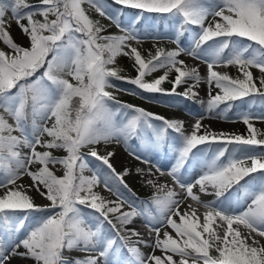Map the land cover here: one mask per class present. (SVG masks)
Listing matches in <instances>:
<instances>
[{"label": "snow or ice", "instance_id": "6c2138e0", "mask_svg": "<svg viewBox=\"0 0 264 264\" xmlns=\"http://www.w3.org/2000/svg\"><path fill=\"white\" fill-rule=\"evenodd\" d=\"M111 2L121 7L114 11L107 0H0V42L8 49H0V264L16 258L32 264H264V150L255 147L264 146V138H257L252 123L264 121V112L239 114L247 136L210 131L203 117L186 132L182 120L121 103L108 91L117 87L114 80H124L147 93L195 100L203 80L208 99L198 102L206 113L227 120L244 98L264 109V0ZM85 3L121 34H104L106 26L87 14ZM124 9L138 12L124 18ZM144 13L168 14L171 35L142 33L137 26ZM8 17L27 46L15 42ZM185 33L188 43L182 45ZM145 39H169L176 48L154 45L155 53L145 57L132 44ZM181 55L205 64L206 77ZM120 56L134 61V78L114 66ZM221 66H235L239 74L218 71ZM160 69L162 75L145 80ZM165 81L170 90L162 87ZM181 85L187 87L178 93ZM133 139L140 141L138 149L131 147ZM113 142L145 164L151 161L141 152L159 153L167 145L170 167H153L173 187L147 180L157 191L140 202L143 207L123 197L131 169L117 172L115 153L96 147ZM212 144L211 153L198 147ZM57 165L61 176L53 171ZM195 167L199 174L190 171ZM135 171L155 174L152 167ZM25 175L32 183H17ZM100 185L117 199L95 191ZM31 189L50 203L36 204ZM137 217L149 239L129 227Z\"/></svg>", "mask_w": 264, "mask_h": 264}, {"label": "rangeland", "instance_id": "374dc122", "mask_svg": "<svg viewBox=\"0 0 264 264\" xmlns=\"http://www.w3.org/2000/svg\"><path fill=\"white\" fill-rule=\"evenodd\" d=\"M34 1L36 2L35 5H37L39 3V0H34ZM83 7L85 8L87 14L91 18H93L94 20H99L101 24L106 26V32L104 34H121L120 30L115 26V24H112L111 21H109L103 17H100L98 15V13L95 11V9L90 7L87 3H85L83 5ZM8 19H9V23L11 24L10 32H11V35L13 36V38L20 45L27 46L28 41L21 34V29L17 26V24L14 22V20H12L10 17H8ZM24 23H26V21ZM168 28H169V26H163V27L154 26L153 30L152 29H150V30L153 32L154 35L159 34L160 36H165V35H171V33L168 31ZM146 29H148V28H146ZM160 31L162 32V34H160ZM141 32L144 33V31H141ZM132 44L134 47H137L138 50L142 53V55L145 57H147L149 50L152 51V54L155 53L154 45H157L161 48H171V47L176 48V44L173 43L169 39H161L158 42L155 40H152V39H145L140 44H136L135 42H132ZM181 44L187 45V44H183V43H181ZM179 59L185 60L186 63L188 64V66H190V67H198L201 76L206 77L207 68H206V65L203 64L201 61L192 59V58L184 56V55H181V57H179ZM133 64H134V61L132 59H129L128 57L120 56V57H117V63L114 66L119 67L121 69V73H120L121 75H126L127 77H133L134 78L137 75V73L133 67ZM217 70L221 71V72H229L232 75L239 74L238 69L235 66H229V67L221 66ZM164 71H165L164 69H160L157 72H154L151 75L146 76L145 80L150 82L154 78L162 75ZM252 71H253V74L255 77H258L260 75V73L257 69H252ZM174 76H175V73L171 74L169 76V80L174 79ZM113 82L117 85V87L109 88L108 91H110L113 94V96L115 97V100L120 101L121 103L131 104V105H134L136 107L143 108L149 112H152V113L157 114V115H161V116L166 117V118L181 119V120H183V122L185 124V131L186 132H191L192 125L195 123L196 119L203 117L201 122L204 126L208 127V129L210 131H214L216 133L223 132V133L233 134V135H235V134H241V135H245V136L248 135L247 126L242 122L241 119L238 118L239 114L242 112L237 113V114L227 113V116L229 118L227 120H225L222 117H217L214 113L213 114L206 113L204 111V107L195 108L194 106H190L188 104H185L182 101H179V100L176 101V100H172L169 98H153L152 96L146 95L143 92H141V90L134 89L133 87L121 82L120 80H114ZM162 87L164 89L170 90L172 85L168 81H165L162 84ZM186 87H187V85H181L177 88V91L181 90L182 88H186ZM196 90L199 93V95L197 97L206 102L208 99V95H207L208 86H207L206 82L202 80L200 85L198 86V88ZM215 91H218V90H214L213 94H215ZM132 93H138V95H133ZM169 104H172L174 106L169 107L168 106ZM256 106L260 107L259 104H257ZM244 112H246V111H244ZM262 112H264V109L253 111V113L257 116L260 115ZM155 123L159 124V121H156ZM252 123H253L254 127L258 130V132L261 134L260 135V136H262L261 138H264V121L253 119ZM203 131H204V129L202 128L201 132H203ZM130 145L133 149L139 148L138 146H135V144H133L131 141H130ZM96 147L101 154H105L107 151L117 152V153H115V155H117L119 159L118 160L115 158L111 159L113 166L116 168L117 171H119L125 167H128L131 169L130 174L128 176H126L124 179L128 185L133 186L139 192L143 193V196H144L143 201L149 200V198L152 196V194L157 191L151 185H148L146 183V181L149 179L156 180V182L158 184L167 183L169 187H173L171 178L168 177L167 175L161 176L159 173H156L155 167H153V165L159 164L162 169H164V170L168 169L170 167L171 163L173 162V155L171 153L169 156H167L168 158L166 157L167 159L165 158L166 160L164 159L165 161H163L161 159V152H159V153H153L151 151H149L147 153L141 152L142 155H146L147 158L151 161V164H145L139 160L134 159L132 156H130L128 151H126L125 146L122 143L117 144V143L113 142L107 146L101 144V145H98ZM83 151L87 152V149H83ZM56 153L58 155H64V153L62 151H58ZM209 153H211V152H209ZM88 159L90 161H92L93 165L99 164V162L95 161L94 158H92V157H88ZM150 167H152V171H153V173H155L154 175H151V176H149L147 174L141 176V175H138L135 171L136 168H141V169L145 170V173H147V170ZM55 169L58 173L63 174V169L61 168V166L57 165V166H55ZM190 171L194 172L195 174H199L201 170L199 167H195V168L191 169ZM85 175L90 176V175H92V172L86 171ZM17 183L27 186V185H30L32 182H31V179L25 175ZM94 190L98 191L106 199H109V200H116L117 199V197L115 195H114V197L111 195L109 196L106 193V190L104 189L103 185H100L99 187H97ZM194 191H195V189H194ZM2 192H3V189H0V193H2ZM150 193H152L150 196H146V194H150ZM28 194L33 197L34 202L36 204H48L49 203L45 198L41 197L35 191V189H31L28 192ZM233 194H234V190H233ZM201 198L203 200L213 199V197L206 196L203 194H201ZM136 203L138 205H140V207L144 206V205L140 204V202L139 203L136 202ZM125 207H128V205L126 204ZM85 211L89 212V209H85ZM129 227H135L137 230L141 231L144 234L145 239H149L148 230L146 229L145 222L142 218L137 217L134 224L130 225ZM259 239H261V241L264 242V238H259ZM142 251H144L145 253H149L152 250L150 248H142ZM155 254L159 255L160 252L157 251ZM74 255L82 258L85 254L80 253V252H76V253H74ZM11 264H32V261L31 260L20 261L17 258V259H13L11 261Z\"/></svg>", "mask_w": 264, "mask_h": 264}, {"label": "trees", "instance_id": "16d2710c", "mask_svg": "<svg viewBox=\"0 0 264 264\" xmlns=\"http://www.w3.org/2000/svg\"><path fill=\"white\" fill-rule=\"evenodd\" d=\"M27 2L30 4V5H35L36 2L34 0H27ZM107 3H108V6L112 9V10H117L119 9L121 6L119 5H115L111 2V0H107ZM124 18H128V17H133L137 14L138 10H135V9H124ZM144 16L146 17L145 20L141 21V23L137 26L141 31H144V32H150L153 34V32L150 30L152 29L153 30V27L154 26H163V23L165 24L166 21H169V23L171 24V21L169 19H166V17H168V14H160V13H144ZM36 19H42L41 17L37 16L35 17ZM148 28V29H146ZM15 40V39H14ZM187 40H188V34L185 33V35L183 37H181V43L183 44H186L187 43ZM16 43H18L16 40H15ZM19 44V43H18ZM0 49H4L6 51H8V49L6 48L5 45H3L2 42H0ZM166 50H171V49H174V47H171V48H164ZM142 54V53H141ZM229 75L233 76V77H236L238 74L236 75H232L230 74L229 72H227ZM124 77H127L126 75H122ZM128 78H133V77H128ZM121 82L129 85V86H133L134 88H138L137 86L135 85H132L130 83H127L126 81L124 80H120ZM139 89V88H138ZM141 90V89H139ZM142 92H144L143 90H141ZM185 91V88H182L181 90L177 91L178 93H182ZM146 95H152L154 97H164V98H170L172 100H176V101H182L184 102L185 104H188L190 106H194L195 108H200L202 107L201 104L198 102V101H201L202 99L196 97L195 100H192V99H186L182 96H178V95H174V96H167V95H164V94H160V93H147V92H144ZM259 108V107H257ZM251 109V111L255 110L256 108L254 106H250V103H249V98H244L242 101H237L235 103V108L231 111H229L228 113L229 114H237V113H240V112H244V111H249ZM262 109V108H261ZM161 116V115H159ZM166 118V117H165ZM168 119H176V118H168ZM181 120V119H179ZM183 121V120H182ZM262 136L258 135V139L261 138ZM136 146L139 147L140 145V141L139 140H136V139H133L131 140ZM201 150L203 148H205L207 151L211 152L215 149L216 145L215 144H212L211 147H209V145H200L198 146ZM231 147V146H229ZM255 147H258L259 150H263L264 149V146H255ZM56 155H58L57 153H54ZM170 153L168 152V149H167V145H165L164 147V150L161 151V159L164 160ZM226 157H227V154H226ZM225 158H222V159H226ZM51 167V166H50ZM124 169V168H123ZM123 169L117 171V172H120L122 171ZM53 171L56 173L57 176H61L62 174L58 173L56 171L55 168H53ZM247 179V178H246ZM241 183H244V181H241ZM128 189H124L121 187L120 191L123 192L125 195H127L130 199H137L139 201H141V199L144 197L143 196V193L142 192H139L136 188H134L133 186H130L128 185ZM152 193L150 194H146V196H150ZM153 195V194H152ZM49 202V201H48ZM50 203V202H49ZM124 210L127 211L129 210L128 207H124ZM92 210L89 209V212H91Z\"/></svg>", "mask_w": 264, "mask_h": 264}, {"label": "bare ground", "instance_id": "6f19581e", "mask_svg": "<svg viewBox=\"0 0 264 264\" xmlns=\"http://www.w3.org/2000/svg\"><path fill=\"white\" fill-rule=\"evenodd\" d=\"M170 25V23H169V21H166L165 22V24L163 23V26H169ZM157 26V25H156ZM163 26H160V27H163ZM160 34H162V32L160 31ZM187 43H188V40H187ZM186 43V44H187ZM131 87H133V86H131ZM134 88V87H133ZM134 89H137V90H139L138 88H134ZM142 92V91H141ZM144 93V92H143ZM145 94V93H144ZM149 96H152V95H149ZM153 98H156V97H154V96H152ZM157 98H164V97H157ZM170 99V98H169ZM256 109L255 110H253V111H256V110H260L261 109V107H259V108H257V106L255 105L254 106ZM252 111V112H253ZM235 114V113H234ZM160 123V122H159ZM158 124V123H157ZM132 142V141H131ZM133 143V142H132ZM134 144V143H133ZM136 146V145H135ZM202 150H204V151H207L205 148H203ZM264 150V149H263ZM114 153H117V152H114ZM112 158H115V159H119L118 158V156L117 155H114ZM106 193L110 196H113L114 197V195L111 193V192H109V191H106ZM122 193V195L124 196V197H126V198H128V199H130L127 195H125L123 192H121ZM144 198V197H143ZM143 198L141 199V201H143ZM146 199V198H145ZM144 199V200H145ZM148 199V198H147ZM130 200H134V201H136V202H141V201H139V200H137V199H130ZM193 203V206L194 207H197L198 208V211L200 212V213H202L203 212V209L202 208H199V206H197V205H195V202H192ZM20 251H23V248H21L20 249ZM83 258V257H82ZM17 259V258H16Z\"/></svg>", "mask_w": 264, "mask_h": 264}]
</instances>
